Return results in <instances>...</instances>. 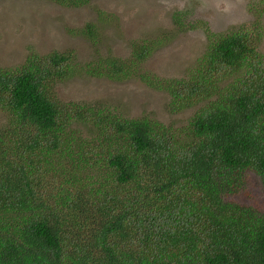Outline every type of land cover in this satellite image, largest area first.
Wrapping results in <instances>:
<instances>
[{
	"label": "trees",
	"instance_id": "trees-1",
	"mask_svg": "<svg viewBox=\"0 0 264 264\" xmlns=\"http://www.w3.org/2000/svg\"><path fill=\"white\" fill-rule=\"evenodd\" d=\"M259 28L212 33L185 78L143 70L154 43L81 67L67 50L0 68V264H264V215L225 200L247 173L264 187ZM79 71L137 78L172 112L196 111L174 127L61 100L58 85Z\"/></svg>",
	"mask_w": 264,
	"mask_h": 264
},
{
	"label": "rangeland",
	"instance_id": "rangeland-1",
	"mask_svg": "<svg viewBox=\"0 0 264 264\" xmlns=\"http://www.w3.org/2000/svg\"><path fill=\"white\" fill-rule=\"evenodd\" d=\"M175 15L186 23L184 30L175 24ZM253 22L262 29L259 51L264 53V0H89L78 8L49 0H0V68L10 69L30 53L67 50L73 51L81 67L106 57L128 59L135 43H154L143 70L159 79L185 78L212 33H227ZM86 24L95 29L92 40L84 33ZM56 92L65 102L109 108L124 118L148 117L174 127L185 125L196 111L172 112L165 91L137 78L117 83L79 71L59 84ZM5 121L0 112V126ZM88 171L79 175L85 182L87 174H96ZM225 200L264 215V187L252 173Z\"/></svg>",
	"mask_w": 264,
	"mask_h": 264
}]
</instances>
